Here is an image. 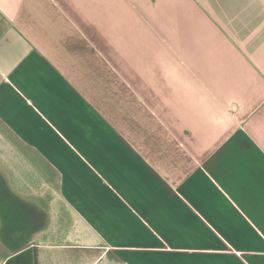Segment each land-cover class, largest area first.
<instances>
[{
    "label": "crops",
    "instance_id": "0c3cea01",
    "mask_svg": "<svg viewBox=\"0 0 264 264\" xmlns=\"http://www.w3.org/2000/svg\"><path fill=\"white\" fill-rule=\"evenodd\" d=\"M0 143L32 264H264V0H0Z\"/></svg>",
    "mask_w": 264,
    "mask_h": 264
},
{
    "label": "trees",
    "instance_id": "16d2710c",
    "mask_svg": "<svg viewBox=\"0 0 264 264\" xmlns=\"http://www.w3.org/2000/svg\"><path fill=\"white\" fill-rule=\"evenodd\" d=\"M20 177L22 179L19 180ZM20 177H14L12 185L21 195L38 193L45 179L43 175L36 174L34 171H31L29 175L21 171ZM12 195L16 196L15 193ZM10 199L4 201L0 209L2 214L0 241L8 251L13 253L10 264H32L34 256L31 253V241L35 234L43 232L45 216L39 207L33 206L31 200L27 203L25 201L27 199L20 197L17 209L15 203L14 207H11Z\"/></svg>",
    "mask_w": 264,
    "mask_h": 264
},
{
    "label": "rangeland",
    "instance_id": "374dc122",
    "mask_svg": "<svg viewBox=\"0 0 264 264\" xmlns=\"http://www.w3.org/2000/svg\"><path fill=\"white\" fill-rule=\"evenodd\" d=\"M0 146H2L1 143ZM7 148L8 146L5 145L4 150H6ZM21 171L27 173V175L31 173V169H27L26 166L24 167V169H21ZM20 179H22V177H20L19 180ZM43 183L38 193L23 195L25 198L31 200V202H34L36 205H39V208L45 216V223L43 225V228H46L48 234L47 238H44V240L46 239L45 241L43 239H36L37 243H39L41 246H43V244L58 243L59 239L54 238V235H50V232L52 231L58 233L60 230L59 223L57 222L59 219L58 213L60 211L58 194L56 193L55 188L53 186H46ZM4 264H9V261L7 260V263L5 261Z\"/></svg>",
    "mask_w": 264,
    "mask_h": 264
}]
</instances>
